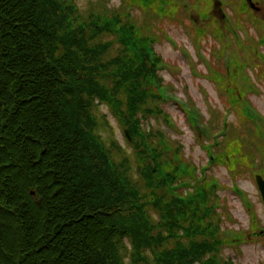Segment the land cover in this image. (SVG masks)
<instances>
[{"label": "trees", "instance_id": "1", "mask_svg": "<svg viewBox=\"0 0 264 264\" xmlns=\"http://www.w3.org/2000/svg\"><path fill=\"white\" fill-rule=\"evenodd\" d=\"M214 1L124 0L110 8L94 0L91 8L77 0H0V264H237L226 249L250 234L260 238L247 203L253 232L227 228L232 216L222 210L219 180L199 175L181 144L150 120L165 117L166 99L162 58L153 64L147 47L166 38L167 20L184 16L197 45L208 32L218 37L222 60L227 45L244 46L233 35L226 40L218 19L202 29L190 21L192 9L209 17ZM227 3L239 30L244 15L258 24L251 49L261 62L264 21L246 0ZM232 62L255 63L238 50ZM238 74L207 77L252 124L260 156L252 153L250 171L264 175V125L249 117L248 77L241 82ZM104 104L128 146L114 136ZM225 116L220 127L230 128ZM228 133L208 151L241 148V136ZM222 150L215 164L226 158Z\"/></svg>", "mask_w": 264, "mask_h": 264}, {"label": "rangeland", "instance_id": "2", "mask_svg": "<svg viewBox=\"0 0 264 264\" xmlns=\"http://www.w3.org/2000/svg\"><path fill=\"white\" fill-rule=\"evenodd\" d=\"M94 0H77L81 6H86L87 3L93 8L91 2ZM124 0H103L110 8H119ZM229 1V0H228ZM226 0V2H228ZM256 5L260 7L259 10L252 13L256 18L264 21V0H254ZM216 4L217 8L214 7ZM213 7L209 11V17L206 15H200L197 10L192 9L191 19L194 20L193 25L202 29L209 25L212 19L222 20V13H226L233 16L231 5H221L219 8V2L214 1ZM224 7V10L222 9ZM193 16V17H192ZM178 21L167 20L165 22L166 38L160 42L154 44L156 54L160 55L163 63L157 64L158 76L161 77V83L166 88L173 87L172 97L170 100H165L161 103L162 109L165 111V117L150 116L151 123L161 130L165 131L171 141H178L183 147L185 156L188 157L197 167L198 174L202 173V168L207 177L213 174L216 177L221 187L218 190L221 203L224 207L223 211L230 212L232 219H225V224L228 229H248V232L252 233V218L248 207L245 205L244 197H241L239 190L244 191L253 204V209L256 212V218L258 219L262 228H264V201L261 196L259 186L256 183L255 175L250 171V160L252 159V153L255 158H259V143L256 138L252 124L244 121L243 118L238 115L231 106L232 102L229 100V92L227 90L217 86V81L207 77L213 70H218L220 73H224L226 70V64L222 58L218 55L221 49V40L218 37L213 36L208 32L202 38L199 45L196 44V38L191 37L186 30L184 16L178 15ZM243 25L246 30L240 29L241 39L244 46H238L234 43L233 46L228 48L231 51L238 50L242 59L250 57L252 65L245 66V68L238 74V78L242 81L241 76H247L253 78L252 82L255 87L252 93L249 95L250 102L256 110L262 113L264 117V59L259 62L252 55V47L260 39V28L258 24L247 16L242 17ZM264 23V22H263ZM210 33V34H209ZM264 55V45L259 48ZM243 63L242 60L237 61ZM259 63V64H258ZM191 103L193 106V112L197 109L202 112L203 119L208 120L216 130V135L213 138H206L202 136L199 130L194 129L192 124L189 123L186 113L183 112L180 104ZM189 103V104H190ZM195 108V109H194ZM197 108V109H196ZM100 109L103 113L107 114V117L113 126L114 136L116 139L125 146L127 141L124 136L123 128L119 125L116 118L110 112L107 105H100ZM186 112V111H185ZM226 114L228 121L231 122L230 131L236 132L242 138V146L236 150H230L229 145L222 143V150L226 154V158L219 164L210 163V153L212 150H205L204 146L214 141L215 143H221L223 134L221 135L220 120L222 115ZM170 118L171 122H167L164 119ZM145 125L148 124L144 121ZM178 126L175 128V124ZM110 126V125H109ZM214 132V133H215ZM109 132L106 131L104 136H109ZM210 149V147L208 148ZM215 154L218 149H214ZM221 210V211H222ZM261 231V230H260ZM259 237H253V234L249 235L244 244L236 249H226V252L231 255L234 261H238L237 264H264V232L259 233ZM263 238V239H262Z\"/></svg>", "mask_w": 264, "mask_h": 264}, {"label": "water", "instance_id": "3", "mask_svg": "<svg viewBox=\"0 0 264 264\" xmlns=\"http://www.w3.org/2000/svg\"><path fill=\"white\" fill-rule=\"evenodd\" d=\"M252 6L254 7L253 3H252ZM257 182H258V185L260 186V190H261L262 196L264 198V180H263L261 175L257 176Z\"/></svg>", "mask_w": 264, "mask_h": 264}]
</instances>
